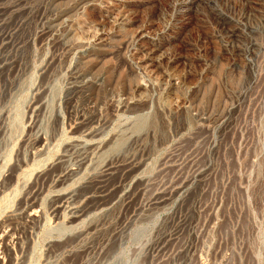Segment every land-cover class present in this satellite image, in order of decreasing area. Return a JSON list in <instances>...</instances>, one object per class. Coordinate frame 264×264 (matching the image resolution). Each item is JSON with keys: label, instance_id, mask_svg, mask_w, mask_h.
I'll use <instances>...</instances> for the list:
<instances>
[{"label": "rangeland", "instance_id": "1", "mask_svg": "<svg viewBox=\"0 0 264 264\" xmlns=\"http://www.w3.org/2000/svg\"><path fill=\"white\" fill-rule=\"evenodd\" d=\"M3 177L13 264H264V0H0Z\"/></svg>", "mask_w": 264, "mask_h": 264}, {"label": "bare ground", "instance_id": "2", "mask_svg": "<svg viewBox=\"0 0 264 264\" xmlns=\"http://www.w3.org/2000/svg\"><path fill=\"white\" fill-rule=\"evenodd\" d=\"M77 130V129H76ZM88 136V135H87ZM42 142V141H41ZM34 147V146H33ZM35 156V155H34ZM57 160V159H56ZM11 170V172H12V169H10ZM14 172H16L15 170H13ZM50 171V170H49ZM10 173V172H9ZM13 173V172H12ZM51 173V172H50ZM44 174V173H43ZM5 175V174H4ZM8 175V174H7ZM6 175V176H7ZM13 175V174H12ZM12 175L10 174V176L12 177ZM45 175V174H44ZM11 177H9V178H11ZM41 177H43V176H41ZM41 177H38L39 179H41ZM46 177V176H45ZM49 177V176H48ZM14 178V177H13ZM3 179V181L2 182H0V183H2V186H3V188H7L9 185L8 184H6V182L7 181H5V179H4V177L2 178ZM53 179V178H52ZM10 180V179H9ZM9 180H8V183H9ZM13 181V180H12ZM11 181V183H13ZM33 181V180H32ZM31 181V182H32ZM39 181V180H38ZM26 184V183H25ZM30 184V183H29ZM34 185V184H33ZM33 185H30L31 187L33 186ZM44 185V184H43ZM1 186V185H0ZM28 186V185H27ZM29 186V187H30ZM40 186V185H39ZM30 187V188H31ZM28 188V187H27ZM3 190H5V189H3ZM37 192H35V194H36ZM34 194V195H35ZM34 195H33V197H34ZM38 195H39V193H38ZM37 195V196H38ZM35 197H36V195H35ZM62 198V197H61ZM32 199V198H31ZM57 199V198H56ZM55 199V200H56ZM19 201H22V199L21 200H19ZM18 201V202H19ZM36 201H37V199H36ZM58 201V200H57ZM25 203H26V201H25ZM18 204V206L20 207L21 205H19V203H17ZM37 205H38V203L37 202H31V203H27V204H25L22 208H21V210H19L18 211V213H16V218H20V219H22V220H24V222L25 223H29V224H31V226H32V224L34 223H36V222H39L41 219V217L42 216H40V214H39V212H38V208H37ZM18 208V207H17ZM20 219H18L19 221H20ZM16 221H17V219H15ZM3 221V220H2ZM18 221V222H19ZM13 222V221H12ZM2 223V222H1ZM8 223V222H7ZM14 223H16V222H14ZM23 223V222H22ZM40 223V222H39ZM4 224V223H3ZM13 224V223H12ZM16 224H18V223H16ZM15 224V225H16ZM23 225V224H22ZM19 227V226H18ZM26 227V226H25ZM28 228H29V226H28ZM14 229L15 228H13V229H11V228H8L7 230L6 229H4L3 228V226H0V249H2V251H5L6 253H7V256H8V262L6 263V264H13L12 262H13V256L11 255V252H10V249H9V247L6 245V243H5V240L7 239V238H10V237H12V239H13V237H14V239L13 240H15V231H14ZM25 228H23V230H24ZM22 235V234H21ZM20 236V235H19ZM28 237V236H27ZM26 238V237H25ZM12 240V241H13ZM11 241V242H12ZM16 242V241H15ZM14 243V242H13ZM19 243V242H18ZM28 243V242H27ZM15 244V243H14ZM21 244V243H20ZM26 244V243H25ZM9 245V244H8ZM12 245V244H11ZM10 245V246H11ZM28 247V246H27ZM24 249V248H23ZM16 251V250H15ZM4 252V253H5ZM2 256V255H1ZM25 257V256H24ZM7 258V257H6ZM4 259H5V257H4ZM23 259V258H22ZM1 260V259H0ZM25 260V259H24ZM3 261V260H2ZM6 261V260H5ZM0 264H3L2 262H0ZM22 264V263H21Z\"/></svg>", "mask_w": 264, "mask_h": 264}]
</instances>
